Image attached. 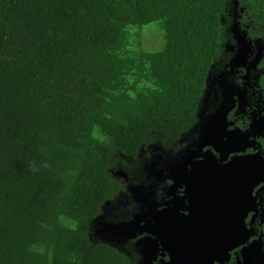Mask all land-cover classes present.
<instances>
[{"label": "trees", "instance_id": "16d2710c", "mask_svg": "<svg viewBox=\"0 0 264 264\" xmlns=\"http://www.w3.org/2000/svg\"><path fill=\"white\" fill-rule=\"evenodd\" d=\"M236 15L264 33V0H0V264H137L94 222L192 125Z\"/></svg>", "mask_w": 264, "mask_h": 264}, {"label": "flooded vegetation", "instance_id": "af4514ba", "mask_svg": "<svg viewBox=\"0 0 264 264\" xmlns=\"http://www.w3.org/2000/svg\"><path fill=\"white\" fill-rule=\"evenodd\" d=\"M241 24L236 15L228 29L225 56L209 74L192 125L172 147L145 150V173L139 177L118 171L126 189L107 203L121 204L114 210L124 218L123 232L114 235L143 255L145 264L170 262L152 227L162 212L190 214L187 185L193 178L212 180L219 195L213 201L216 214L234 215L232 226L243 237V244L227 258L212 264H264V33Z\"/></svg>", "mask_w": 264, "mask_h": 264}, {"label": "water", "instance_id": "95a60500", "mask_svg": "<svg viewBox=\"0 0 264 264\" xmlns=\"http://www.w3.org/2000/svg\"><path fill=\"white\" fill-rule=\"evenodd\" d=\"M244 177L246 179L248 174ZM187 186L192 201L190 214L179 216L173 210L162 212L163 217L155 219L152 227L164 250L170 254V262L166 264H212L219 258H227L235 246L243 244L241 233L232 226L234 215L216 214L213 201L219 195L213 191L212 180L193 178ZM205 204H209V209ZM116 229L123 232L121 226Z\"/></svg>", "mask_w": 264, "mask_h": 264}, {"label": "rangeland", "instance_id": "374dc122", "mask_svg": "<svg viewBox=\"0 0 264 264\" xmlns=\"http://www.w3.org/2000/svg\"><path fill=\"white\" fill-rule=\"evenodd\" d=\"M233 24V23H232ZM231 24V26H232ZM136 33H138V35L141 36L142 38V42H143V49L146 52H155V51H159L161 49H163L164 47V33L162 32V30L160 29V25L158 23H152L149 24L147 26H145L143 29L141 30H135ZM156 154H161L160 151H157ZM143 161L140 162L139 166L134 168V170L132 169L130 172L132 175H137V177H139V175L141 173H145V153L143 156ZM125 169V170H124ZM120 169L121 171L125 172L126 174H130L129 171L127 172V169ZM120 202L110 205L109 207L107 206L105 208V212L103 214L102 218H99L98 220H96L94 222L93 225V230H94V234H93V238L95 240H105L108 242H112L114 245H121L123 247H127L126 251L132 252L137 258L139 263L138 264H142L143 262V255H140V258L138 257V255H136L131 249H129L130 247H128L127 245H124L122 243L119 242V240H117L116 236L114 235L118 229H116L117 227L120 226V224L122 223V220L124 219L121 214L119 213V215H116L117 211L114 210V208H117L121 206V204H119ZM113 208V209H112ZM111 209V210H110ZM115 214L114 216H111L112 214Z\"/></svg>", "mask_w": 264, "mask_h": 264}]
</instances>
